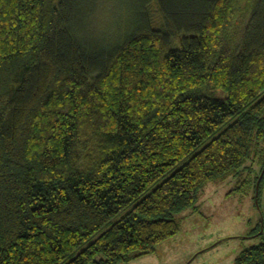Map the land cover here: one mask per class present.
<instances>
[{"label":"trees","instance_id":"1","mask_svg":"<svg viewBox=\"0 0 264 264\" xmlns=\"http://www.w3.org/2000/svg\"><path fill=\"white\" fill-rule=\"evenodd\" d=\"M137 2L104 46L90 0H0V264L129 262L207 183L263 169L264 0Z\"/></svg>","mask_w":264,"mask_h":264},{"label":"rangeland","instance_id":"2","mask_svg":"<svg viewBox=\"0 0 264 264\" xmlns=\"http://www.w3.org/2000/svg\"><path fill=\"white\" fill-rule=\"evenodd\" d=\"M242 1L246 5L247 0ZM90 2L95 4L92 14L96 15L89 17L87 34L104 46L115 45L122 29L129 32L140 24L143 6L137 0ZM153 14L155 25H161L160 15ZM235 24L234 36L242 22L238 19ZM244 168L225 180L207 183L194 206L175 214L178 232L158 244L154 252L120 264H235L243 251L263 243L264 183L256 198L252 180L264 167L253 152ZM103 258L98 255L96 261Z\"/></svg>","mask_w":264,"mask_h":264},{"label":"water","instance_id":"3","mask_svg":"<svg viewBox=\"0 0 264 264\" xmlns=\"http://www.w3.org/2000/svg\"><path fill=\"white\" fill-rule=\"evenodd\" d=\"M263 174H264V169H263V172H262V174H261V176H260V179L258 180V183H257V191H258V189H259V184H260V181H261V179H262V177H263Z\"/></svg>","mask_w":264,"mask_h":264}]
</instances>
